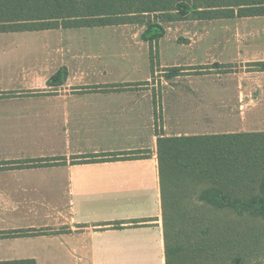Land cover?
<instances>
[{
	"label": "crops",
	"instance_id": "obj_1",
	"mask_svg": "<svg viewBox=\"0 0 264 264\" xmlns=\"http://www.w3.org/2000/svg\"><path fill=\"white\" fill-rule=\"evenodd\" d=\"M216 20L171 38L191 20L165 23L154 71L143 24L0 32V262L165 264L157 138L256 131L264 106V15ZM168 67L217 79L157 93Z\"/></svg>",
	"mask_w": 264,
	"mask_h": 264
},
{
	"label": "trees",
	"instance_id": "obj_2",
	"mask_svg": "<svg viewBox=\"0 0 264 264\" xmlns=\"http://www.w3.org/2000/svg\"><path fill=\"white\" fill-rule=\"evenodd\" d=\"M263 15L264 0H0V32L143 24L141 36L149 43L154 71L157 43L165 32V23ZM256 67L264 70V62ZM168 69L171 75H178L187 68ZM65 75L64 69L59 70L49 83H60ZM156 155L165 264H185L186 260V264H250L248 259L258 238L248 229L247 221L264 220V131L161 134L156 141ZM133 156L131 152L108 154L105 158L91 155L74 163ZM193 192L197 193L196 201L187 204ZM205 208L214 214L234 215L238 218L235 227L225 219L207 217L202 213ZM29 233L17 231L12 235Z\"/></svg>",
	"mask_w": 264,
	"mask_h": 264
},
{
	"label": "rangeland",
	"instance_id": "obj_3",
	"mask_svg": "<svg viewBox=\"0 0 264 264\" xmlns=\"http://www.w3.org/2000/svg\"><path fill=\"white\" fill-rule=\"evenodd\" d=\"M221 20H202L197 23H193V21H188L185 23H178L174 24L167 33V36L171 38L173 35L176 33H182L183 31H188L190 33H195V34H203V33H208L210 35H215L218 32L223 31V27L225 26ZM179 28V29H178ZM164 50V48H163ZM158 59H159V54H158ZM158 59L154 62V67H158ZM169 68V67H168ZM168 68H158L157 69V74L153 76L152 82L156 83V88L155 91L157 93L161 92V84L160 82L163 81H169V80H215L217 77L215 75H208V76H202L200 75L202 71H199L198 69H190V70H181L178 75H171L172 71L169 70ZM227 69V68H226ZM204 73V72H203ZM211 73V72H209ZM161 108V104H159ZM159 118V125L162 122V115H161V110L159 113L156 114ZM254 124L256 127V131L258 130H264V106L257 105L256 106V112H255V119H252L251 122ZM196 194L197 193H190V200H188L187 204H190L191 202L196 201ZM161 205V204H160ZM202 213L205 214L207 217L212 218V219H220L223 220L225 219L228 223H230L231 226L235 227V224L238 220L234 215H222L221 212H217V214H214L215 212L212 211V209L205 208L202 209ZM215 215V216H214ZM247 226L252 235L258 238V243H256L255 248L253 249L250 257H249V263L250 264H262L264 263V220L261 218H249L247 221ZM168 229L169 233H171L170 229V222L168 221ZM237 230V227L235 228V231ZM188 262V260L185 261V264Z\"/></svg>",
	"mask_w": 264,
	"mask_h": 264
}]
</instances>
